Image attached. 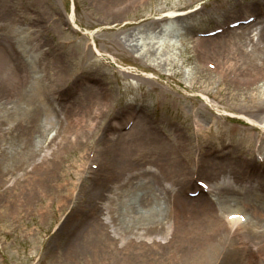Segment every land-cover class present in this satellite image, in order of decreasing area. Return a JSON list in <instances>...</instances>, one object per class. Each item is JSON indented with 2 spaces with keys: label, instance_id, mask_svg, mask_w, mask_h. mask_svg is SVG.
<instances>
[{
  "label": "rangeland",
  "instance_id": "rangeland-1",
  "mask_svg": "<svg viewBox=\"0 0 264 264\" xmlns=\"http://www.w3.org/2000/svg\"><path fill=\"white\" fill-rule=\"evenodd\" d=\"M258 2L264 0H0V117L27 95L34 54L46 57L40 72L78 73L52 97L62 120L76 108L65 144L51 147L60 126L51 122L55 114L44 126L25 119L0 129V169L6 153L18 160L0 174V264H124L105 245L111 212L117 243L127 241L119 232L129 225L162 242L137 243L125 264H153L152 256H162L156 264H169L167 256L208 261L201 237L209 228L223 249L208 264L246 263L250 247L264 244V226L257 227L259 214L241 187L252 181L264 193V129L248 118L264 120L250 109L261 104L264 78L240 71L247 61L240 55L242 67H226L223 46L233 33L220 36L215 56L195 49L194 39L242 9L259 10ZM252 36L259 40L258 31ZM238 45L251 50L253 43ZM46 157L51 167L42 166ZM197 180L212 191L192 196ZM135 191L143 196L130 205ZM168 204L174 213L165 212ZM239 205L244 220L230 230L227 215ZM139 208L162 213L157 222H131ZM255 260L264 264L263 249Z\"/></svg>",
  "mask_w": 264,
  "mask_h": 264
},
{
  "label": "bare ground",
  "instance_id": "bare-ground-1",
  "mask_svg": "<svg viewBox=\"0 0 264 264\" xmlns=\"http://www.w3.org/2000/svg\"><path fill=\"white\" fill-rule=\"evenodd\" d=\"M258 6H259V10H257L256 12L259 11V13L257 14V16L255 15L254 10H253L254 13L248 12L244 9L241 10L242 13L244 14L235 18L236 20H240V19L246 20L253 16L254 18L248 23H244L243 21H241L238 27L231 29L230 32L228 33L229 34L233 33L234 38L227 39L225 46H223V49L226 50V52H223L225 56L224 61L226 64H228V66L226 65V67H230V71L232 72H235V69L238 70L239 67H242L237 58L238 55H240L241 57L247 60L245 63V68H243L240 71H245L243 73H246V71L249 70L246 74H248L249 78L252 80H253L252 78L253 76L256 77L259 74L264 78V3L258 2ZM248 13H251V14H248ZM191 14L192 12H188L186 15H191ZM175 15L177 14H165V16H168V17L175 16ZM161 20H163V18H161ZM254 31H258V33H260V37L258 41H254V39L251 37V33ZM220 36L222 35L216 34V36L214 35V36H207V37H197L196 39H194V43H195L194 47L197 50L200 49L201 52H203V54L206 56H212V55L215 56L217 52L220 53V50L217 44V42L220 41ZM239 42L253 43L252 49L248 50L246 48H243V49L240 48L239 47L240 45H238ZM41 54H36V55L34 54L33 56H31V59H30L32 61L31 68L35 72L34 73L35 79L34 81H32L31 83L27 85V90H26V93L28 92L27 95H24V92H23L22 96L17 99L16 101L17 104L12 105L11 109L5 108V112L3 114L4 116L0 117V129L3 130L2 126L4 124L6 125V123L22 124L25 119L34 121L37 126L38 125L44 126L43 121L51 119V116L55 114L56 121L51 120V122L54 125L60 121V126H59L58 132L54 140L55 143L53 142V144H56V143L57 144L51 147L52 148L55 146L60 147L62 144H65L64 140H66L69 137L71 130H74L75 123H77L78 121V116H75L76 108L72 107L70 109L71 110L70 114L73 116L68 114L64 117V120H62L61 116L59 115L60 113L55 106L56 103L52 100V97L55 94L58 95V92H60L63 89V84L65 83V81L66 82L68 81L70 83H73L74 81H76L78 79V73H77V76H75L74 78L66 77L61 71L49 72L47 70V66H44L45 70L40 72L37 69L38 63L41 64L40 62L41 59H46V57L42 56ZM209 63H211V61ZM252 73H253V76H252ZM15 75L17 74L15 73ZM19 76H20V80L18 81V84H21L23 82V77L21 76V74ZM227 76H228V72H227ZM54 78L58 79V81H61L62 84L61 82H58L57 84L53 83L55 82ZM59 83L61 85H58ZM261 99H262L261 104L259 106L252 105L250 108L251 110L256 111L257 114L264 112V106H262V104H264V96H262ZM248 118L250 122H253L256 125H258V127L264 129V120L262 119L256 120L250 117ZM27 138L29 140L33 139L30 136H28ZM17 161L18 160H16L13 155L11 154L9 155L8 153H6L3 158V165L5 167L3 169H0V174L5 175L6 169L7 167H9L8 165L9 164L15 165ZM41 163H43L42 166L46 165V166L51 167V164L53 163V158L51 159L49 157H46L41 161ZM184 180H186V177H184ZM128 183H129L128 181H124L122 184L125 185ZM241 187L244 190L243 195L245 199L248 200V202L256 208L257 214H259L260 220L256 222L257 227L264 226V212H262V209H261V205H262L261 203L264 202V193H259V191L255 192V184H253L252 181H250L248 185H244ZM260 187H263V190H264V182L261 181ZM190 190H194V188ZM101 191L99 193H101ZM132 194L133 195L130 197L131 202H129L130 205L136 204L134 202L136 201L135 200L136 196L139 199H141L143 196L138 191H135ZM222 195L225 196L226 199L229 197V195L227 194H222ZM258 197H260L262 201L258 199ZM109 205H110V200H109L108 206ZM239 206H240L239 208H237L238 206L237 207L235 206L236 209H239V210H236L229 214H234L237 212L242 213L241 211L242 206L241 205ZM177 208H178V205H177ZM132 209L130 208L126 209V213L128 214V211L130 213H133L134 209L133 210ZM167 210L170 211L171 213H174L176 208L172 204H168L165 212ZM135 212L139 216L137 217V219H132L131 222L143 221L145 218L152 220L154 222H157V217H159L160 214L162 213L161 210H156L153 208L147 209V212L145 214L142 212V208L141 209L139 208ZM109 218H110V223H112L109 226H111L113 229L112 230L109 228L106 229L105 245H106V248L110 251V253L114 254L115 259L121 263L125 264L126 261L124 260L127 259L128 256L129 258L131 257L134 258L136 256L137 248L136 250H133V251H130V250L131 248L135 247L137 243H142L145 246H154V245H158L159 243L162 244V242L157 237H155V235H152V233H141L138 231L137 226H131V225H129L127 232H124V231L119 232L120 237L127 238L126 242L119 244L117 243L118 237L115 236V234L118 233V230L116 227L117 224L115 222L113 212L109 214ZM230 223L232 224L230 230L236 231V229L239 227V226H236V224H238V219L230 220ZM151 224L154 225V223H151ZM159 225L164 227L163 222L158 223L157 225H154V226H159ZM150 230H151V225H150ZM113 231L115 232V234L112 233ZM210 231H211V228L207 229L205 231V236L201 237V239L207 240V244L205 246V250H206L205 253L207 256L206 259H208V261L196 260L193 263L190 262V264H208L211 262L210 257L214 258L216 253L218 254L220 252L222 248L221 243L217 241L216 235H212ZM142 235H146L145 237H149V239L142 238L140 240H137L134 238V236L139 237ZM94 239L97 240L101 238H98V235L96 234L94 236ZM261 249L264 250V244L259 246V248L256 251L259 252ZM256 251L255 249L250 247V251L246 255L249 258L247 257L248 260L246 261V263H242V264H261L260 262H257V260H255ZM220 253H222V251ZM167 257L169 260V264H182L181 262L174 260L173 256H167ZM160 258H162V256H152L151 261L153 262V264H156V259H160ZM216 264H219V263H216Z\"/></svg>",
  "mask_w": 264,
  "mask_h": 264
}]
</instances>
